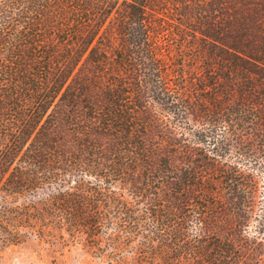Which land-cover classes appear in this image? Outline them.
<instances>
[{
	"label": "trees",
	"instance_id": "trees-1",
	"mask_svg": "<svg viewBox=\"0 0 264 264\" xmlns=\"http://www.w3.org/2000/svg\"><path fill=\"white\" fill-rule=\"evenodd\" d=\"M262 176L264 0H0V183L13 193L75 181L63 194L78 207L189 201L221 220L224 262L264 264ZM103 220L45 227L91 244Z\"/></svg>",
	"mask_w": 264,
	"mask_h": 264
},
{
	"label": "rangeland",
	"instance_id": "rangeland-1",
	"mask_svg": "<svg viewBox=\"0 0 264 264\" xmlns=\"http://www.w3.org/2000/svg\"><path fill=\"white\" fill-rule=\"evenodd\" d=\"M79 188L83 189L71 181L16 194L0 183V264H234L224 262L225 252L216 239L223 234L218 228L221 220L184 209L195 203L145 201L123 194L118 201H94L79 208L70 202L72 196L63 194ZM110 189L120 191L117 185ZM93 212L104 220L91 244L85 234L71 237L58 226L63 221L55 222V230L45 227L70 213Z\"/></svg>",
	"mask_w": 264,
	"mask_h": 264
}]
</instances>
